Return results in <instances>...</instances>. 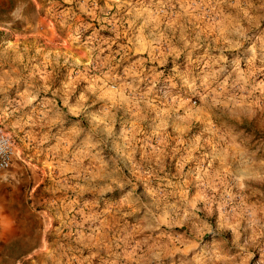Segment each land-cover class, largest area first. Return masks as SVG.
I'll use <instances>...</instances> for the list:
<instances>
[{
    "label": "rangeland",
    "instance_id": "obj_1",
    "mask_svg": "<svg viewBox=\"0 0 264 264\" xmlns=\"http://www.w3.org/2000/svg\"><path fill=\"white\" fill-rule=\"evenodd\" d=\"M0 75V264H264V0H0Z\"/></svg>",
    "mask_w": 264,
    "mask_h": 264
},
{
    "label": "built area",
    "instance_id": "obj_2",
    "mask_svg": "<svg viewBox=\"0 0 264 264\" xmlns=\"http://www.w3.org/2000/svg\"><path fill=\"white\" fill-rule=\"evenodd\" d=\"M11 161V151L8 141L0 134V172L8 169Z\"/></svg>",
    "mask_w": 264,
    "mask_h": 264
},
{
    "label": "clouds",
    "instance_id": "obj_3",
    "mask_svg": "<svg viewBox=\"0 0 264 264\" xmlns=\"http://www.w3.org/2000/svg\"><path fill=\"white\" fill-rule=\"evenodd\" d=\"M67 2H71V0H67ZM115 3H117V4H119L120 3V0H115ZM196 10L195 9H193V12H195ZM213 11H215V9H213ZM185 12L188 14V15H192V13H190L189 11H188V8H186L185 9ZM245 15H247V12H245ZM172 23L174 24V23H176V21L175 20H173L172 21ZM219 23V22H218ZM162 38H163V36H162ZM186 43H187V41H186ZM111 91V90H110ZM237 131L239 132V131H245V129L243 128V126H241L239 129H237ZM257 139H264V130H260V134H259V136H255L254 135V137H253V143H255V141L257 140ZM211 167V165H209V168ZM206 174H207V171H206ZM135 251V249H133V252ZM129 255H131V253L129 254Z\"/></svg>",
    "mask_w": 264,
    "mask_h": 264
},
{
    "label": "crops",
    "instance_id": "obj_4",
    "mask_svg": "<svg viewBox=\"0 0 264 264\" xmlns=\"http://www.w3.org/2000/svg\"><path fill=\"white\" fill-rule=\"evenodd\" d=\"M2 77L3 76L0 75V93L3 94L6 91L7 84Z\"/></svg>",
    "mask_w": 264,
    "mask_h": 264
},
{
    "label": "trees",
    "instance_id": "obj_5",
    "mask_svg": "<svg viewBox=\"0 0 264 264\" xmlns=\"http://www.w3.org/2000/svg\"><path fill=\"white\" fill-rule=\"evenodd\" d=\"M258 134H259V132H258ZM261 141H262V143L264 144V139H262Z\"/></svg>",
    "mask_w": 264,
    "mask_h": 264
}]
</instances>
